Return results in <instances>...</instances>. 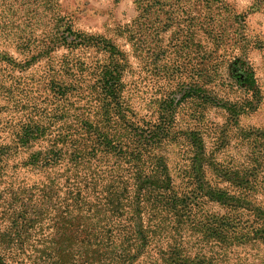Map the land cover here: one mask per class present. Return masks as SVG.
Wrapping results in <instances>:
<instances>
[{
    "label": "rangeland",
    "instance_id": "1",
    "mask_svg": "<svg viewBox=\"0 0 264 264\" xmlns=\"http://www.w3.org/2000/svg\"><path fill=\"white\" fill-rule=\"evenodd\" d=\"M152 2L0 0V251L8 264H67L64 216L78 215L68 191L81 187L97 205L116 177L125 216L140 212L137 229L166 224L163 246L153 238L130 264H163L162 249L175 242L185 264H264V0ZM67 29L84 43L70 42ZM112 61L118 105L107 102L102 80ZM243 68L260 89L252 107ZM197 87L237 103L240 114L186 97ZM27 126L34 137L19 142ZM103 135L124 151L87 156V169L64 158V139L87 146ZM161 164L168 178L154 179ZM94 169L98 183H86ZM162 196L176 209L148 205ZM222 219L228 246L207 236Z\"/></svg>",
    "mask_w": 264,
    "mask_h": 264
},
{
    "label": "trees",
    "instance_id": "2",
    "mask_svg": "<svg viewBox=\"0 0 264 264\" xmlns=\"http://www.w3.org/2000/svg\"><path fill=\"white\" fill-rule=\"evenodd\" d=\"M208 1V0H206ZM139 6H144L150 4L151 0H137ZM163 0H153L152 4H161ZM68 32L75 36L70 42L73 44H83L84 41L77 39L75 31L67 29ZM222 35H218L217 39L220 40ZM243 73V78H239L241 82L245 85L246 89L251 92L250 99L247 101L250 107H252L256 98H258L259 88L257 87L254 73L246 69H241ZM103 82H104V91L107 96V102L111 104L118 105L120 102L118 100V93L121 87V72L120 64L117 61H112L108 66L105 67L103 71ZM186 97H197L203 100L204 103L210 102L216 106L224 107L229 113L231 118H236L242 110L237 103H221L216 98L209 95L203 88L197 87L191 90V92L186 95ZM164 110H168L167 107H164ZM120 119V117H118ZM168 122H162L164 130L167 131ZM36 129L34 127L27 126L22 129V132L19 135V142H29L34 137V132ZM148 133L153 137L156 135L152 127L147 128ZM87 143V142H86ZM119 139L110 138L107 136H95L91 140L90 145H82L80 143H71L69 139H64V145H69L67 151L64 152V158H68L73 167H76V170L81 166L82 168L86 167V159L94 158L98 152H102L105 155L113 154L120 151H124ZM9 149V148H8ZM3 154V153H1ZM87 156L91 158H87ZM0 157H3L0 155ZM196 164L202 163L203 157L199 154L195 156ZM87 169V168H85ZM232 174L230 171L226 172ZM138 177H141V172L135 173ZM237 174V173H236ZM234 174L233 176L235 177ZM152 177L158 179V175H163L168 178V170L166 167L161 164L160 173L159 171L152 172ZM100 178L99 171L96 169L90 171V177L85 179L86 183H98L97 181ZM233 179V178H230ZM112 184L106 188V194L103 197L102 203L97 205H91L84 201L82 195L81 187H76L68 191V200L67 207L70 212H73L72 209L76 208L78 215L74 216L73 214H68L64 216V240L68 246H65L64 255L70 259L67 264H76L78 260L83 259L84 264H130L134 263L140 258L145 252L153 238L159 237V245H162L163 236L161 235L165 229L166 224L162 223L155 230H148L145 225L137 229L135 227V222L137 221V216L140 212L133 210L134 217H128L126 215V203L124 202V194H126L125 187H122V190L118 189L119 186L113 183H124L122 179L116 177L112 179ZM166 183V182H165ZM161 201L150 202V197H148L147 203L150 206H161V209H172L175 210L177 206V200L173 197L162 196ZM166 198H169L165 202ZM229 197H226V201ZM221 200V199H219ZM232 202H238V199H232ZM88 206V208H86ZM73 207V208H72ZM72 208V209H71ZM93 211L92 217L87 216L84 213ZM260 212V211H259ZM96 219L95 222L92 220ZM84 220V223L81 221ZM90 226L92 228L90 229ZM162 227V228H161ZM230 227L229 221L227 219H222V222L219 223V228L210 227L208 228V235L210 238H220V242L229 245L226 241L223 233L224 228ZM263 229V228H261ZM152 231V232H151ZM120 241V242H119ZM2 242L0 235V243ZM77 243H84L87 248L82 247L78 251H74L75 245ZM83 244V245H84ZM124 245V247L122 246ZM92 246L95 248L92 249ZM163 246V245H162ZM165 249H162V262L163 264H185L188 260L182 259V253L180 246L175 242L173 245L169 244ZM212 259L207 260V264H212ZM6 254L3 255L0 251V264H8L6 262ZM182 261V262H181ZM209 261V262H208Z\"/></svg>",
    "mask_w": 264,
    "mask_h": 264
}]
</instances>
